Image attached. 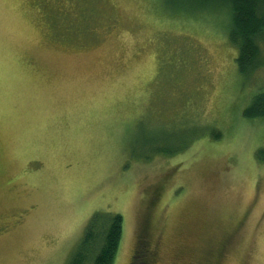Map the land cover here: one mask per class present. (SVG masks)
Instances as JSON below:
<instances>
[{
  "label": "rangeland",
  "instance_id": "obj_1",
  "mask_svg": "<svg viewBox=\"0 0 264 264\" xmlns=\"http://www.w3.org/2000/svg\"><path fill=\"white\" fill-rule=\"evenodd\" d=\"M227 27L0 0V264H66L96 212L122 218L113 264L144 225L156 264H264V119L244 117L264 70L239 74Z\"/></svg>",
  "mask_w": 264,
  "mask_h": 264
},
{
  "label": "trees",
  "instance_id": "obj_2",
  "mask_svg": "<svg viewBox=\"0 0 264 264\" xmlns=\"http://www.w3.org/2000/svg\"><path fill=\"white\" fill-rule=\"evenodd\" d=\"M174 13H212L227 18V36L236 48L239 74L250 80L264 70V0H162ZM247 119H264V91H257L244 110ZM161 153L162 151H154ZM166 154V152H163ZM147 225L138 238L131 264H156ZM122 235L118 214L94 213L66 264H113ZM208 264V263H204Z\"/></svg>",
  "mask_w": 264,
  "mask_h": 264
}]
</instances>
